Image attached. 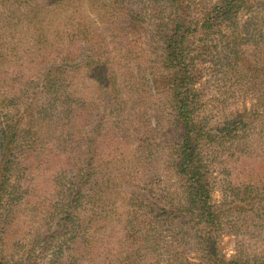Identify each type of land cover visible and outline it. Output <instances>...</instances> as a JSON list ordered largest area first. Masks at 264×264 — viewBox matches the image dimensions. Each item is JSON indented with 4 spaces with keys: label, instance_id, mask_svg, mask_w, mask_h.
<instances>
[{
    "label": "trees",
    "instance_id": "16d2710c",
    "mask_svg": "<svg viewBox=\"0 0 264 264\" xmlns=\"http://www.w3.org/2000/svg\"><path fill=\"white\" fill-rule=\"evenodd\" d=\"M90 11L96 19L84 17ZM109 38L121 40L118 54L129 62L146 63L144 39L161 53L141 73L162 95L155 116L140 105L145 84L128 92L110 58L98 55ZM208 56L256 100L217 125L202 115L195 86ZM76 61L110 116L85 137L81 123L90 124L93 109L73 97L77 72L66 65ZM220 90L235 95L228 83ZM164 128L178 185L155 192L143 161L161 151ZM52 177L57 200L41 199ZM218 186L223 201L215 204ZM224 235L240 239L231 259ZM37 256L54 264H264V0H0V264H36Z\"/></svg>",
    "mask_w": 264,
    "mask_h": 264
},
{
    "label": "rangeland",
    "instance_id": "374dc122",
    "mask_svg": "<svg viewBox=\"0 0 264 264\" xmlns=\"http://www.w3.org/2000/svg\"><path fill=\"white\" fill-rule=\"evenodd\" d=\"M98 14V11L91 12L90 14L84 15V17L90 16V18L96 19V16ZM23 32V29H22ZM24 33V32H23ZM22 37V36H21ZM119 39V38H118ZM26 39H24L25 41ZM144 45L145 48L147 49V53H144L145 56H147V61L146 63L140 65L138 64V61H132L129 62V60H123L121 59L122 53L118 54V50L120 48V43L121 40L115 41L113 38L106 39V43L104 47L102 48L101 51H98V55H104L107 58H110L111 62L113 63L112 69L116 71L119 76H121L122 80H127L129 87L127 88V91L129 92L130 86H132V83L136 84L137 86H142L145 84L146 90L142 91V100H140V105L144 106L145 112H148L151 116H155V110H157L158 106L160 105V100L162 99L161 93L159 94L158 91L156 90L157 86L153 87L152 89L149 90L147 80L141 77V73L144 72L146 69L151 70L150 66L151 64L149 63V60H154L153 58H157V55H160L161 53L158 52L156 53L153 51L149 44V40L144 39ZM124 44V43H123ZM25 45H28L26 43ZM26 47V46H25ZM156 48V47H155ZM115 51V52H112ZM103 57V56H102ZM103 59L104 58H99ZM145 60L143 59L142 62ZM21 62H24V66L29 68L28 66V59H26L24 56H22ZM79 61L76 62H70L66 66H69L68 70L74 76H76V82L75 86L73 87V90H77V93L74 94L73 97H77L78 99L81 98L85 102H87L89 109L90 105L92 106L93 113L95 115H99V117L94 118L93 120L95 122H91V117L93 116V113H89L87 116L90 115V124L86 125L85 123H81V131L82 136L85 137V135H91L92 131L96 126L99 125V120L102 117H105V120H109V111L107 106L102 104L101 102H95L94 98H96L95 92L93 91V88L91 87L90 81H89V76L87 75V70L86 69H81L80 71H75L74 68L75 66H78ZM216 62L217 59L215 56H208V61H202V64L199 65L200 69V75L201 78L200 80L195 84L196 88H199L200 91L202 92V115L208 116L209 120L214 124L217 125L220 122H223V120L226 118V115L228 113H237L239 111H244L246 108L252 109L253 105L256 103V100L253 99V95H250L249 93H246V90L243 88L244 85L239 82L240 80H237V77H234L230 71L229 74L226 75L225 71H221L219 68L216 69ZM32 69L34 72L38 74H42L45 70L42 68L39 70L35 65H31ZM27 71V70H25ZM143 76V74H142ZM142 80H141V79ZM243 81V80H241ZM228 83L229 86V91L231 90L232 92L235 93V95H232V93H225L223 94V91H221V87L223 84ZM79 89V91H78ZM132 104L136 101V96L134 94H128L126 97ZM96 104V106L94 105ZM76 109V113L74 115L82 114L83 110L79 109L78 107H74ZM57 110H52L54 111L53 117L57 119ZM78 112V114H77ZM59 113V110H58ZM94 115V116H95ZM149 116V115H148ZM150 116V117H151ZM74 117V116H73ZM58 120V119H57ZM75 120V119H73ZM59 121V120H58ZM56 126H60L61 122L55 121ZM104 129V132H106L105 127H102ZM51 130H54V127L51 128ZM106 135V134H104ZM104 136H102L103 138ZM173 134L170 133L168 129H163L161 134L158 137L157 143H161L159 146L161 151L158 153L156 151V154L154 157H149L148 159L143 161V166L146 167V170L151 174L152 176H156V184H154V191L157 192L161 188H168L172 187L177 189L178 181L177 179L171 175V173H168L167 168L169 167L168 165V150H167V144H170V140L172 139ZM101 138V139H102ZM138 138V135L137 137ZM135 146V145H134ZM133 153L129 154V157ZM260 165L257 164L256 166ZM54 174V173H52ZM145 175V174H144ZM54 177L56 176L55 174L53 175ZM217 177V181L219 180L218 174L215 173L214 175ZM140 176L135 177V184H138ZM29 180V177L26 178ZM161 181V183H160ZM37 181H33L31 184H36ZM160 183V184H159ZM50 185L51 186H46V187H41V192H42V197L41 199H46L49 198L51 201L57 200V183L56 180H53V177L50 180ZM141 188H144L142 186ZM217 191L214 192L213 194V202L215 204H220L223 201V196L222 192L220 191V186L217 187ZM157 190V191H156ZM176 194H179L178 191H174ZM122 204H118L119 209H124L121 206ZM89 209V208H87ZM42 211H44V208H42ZM43 224V223H40ZM36 227H38L36 230H42L45 231L44 228L40 229L39 225L36 224ZM35 230V231H36ZM234 235H224L222 240H221V249L223 253L226 255L228 259H231L237 252L238 250V240ZM246 241L249 242V239L245 237ZM259 241V240H258ZM256 239L252 243L254 248L256 247V243L258 245V242ZM259 248L257 249L258 252H261V247L258 246ZM250 249V248H249ZM19 249L17 248H11L10 253L17 258L20 257L18 256ZM190 256L191 259H193L195 262L198 261L199 257L195 254L193 255H188ZM52 256H37L36 264H54L51 262ZM66 261V257L64 259H61L59 263H62ZM198 263V262H197ZM166 264V263H165Z\"/></svg>",
    "mask_w": 264,
    "mask_h": 264
}]
</instances>
